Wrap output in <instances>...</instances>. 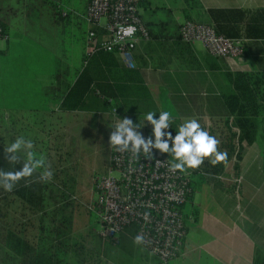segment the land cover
I'll return each mask as SVG.
<instances>
[{
  "label": "crops",
  "instance_id": "0c3cea01",
  "mask_svg": "<svg viewBox=\"0 0 264 264\" xmlns=\"http://www.w3.org/2000/svg\"><path fill=\"white\" fill-rule=\"evenodd\" d=\"M60 1L0 0V11L5 9L1 18L7 24V39L0 41V55L8 54L13 33L27 32L31 22L29 3L34 10L50 5L52 27L60 25L63 18L69 19L66 25L71 26L69 13L58 7ZM82 3L79 19L85 15L88 0ZM139 12L151 40L137 43L134 67L124 66L115 53L87 55L88 24L84 22L80 33L75 22V60L64 62L59 79L73 84L84 70L82 82L89 84V92L81 107L75 108V94L63 101L53 74L50 83L48 77L43 83L48 91H55L47 103L28 104L25 109L15 103L0 108V146L7 147L16 136L24 135L34 141L35 150L47 157L54 171L51 181H42L37 171L7 192L11 233L24 242L28 259L39 255V264H47L51 255L59 261L57 264H64L71 255L75 258V241L69 230L75 226V180L91 175H83L75 155L77 151L82 153L80 148L88 138L108 141L114 122L129 117L142 124L143 114L149 110L172 112L176 117L174 129L188 117L198 118L209 130L221 128L225 120L230 126L233 113L227 98L235 92L230 74L242 73L257 91V136L239 159L232 157L225 164L217 176L218 185L207 183L203 173L192 176V194L184 206V248L169 264H255L256 254L264 257V0H141ZM36 17L40 18V13ZM191 19L211 21L221 34L241 41L244 52L240 60L235 63L216 58L200 43L179 40V27ZM73 33L71 28L72 37ZM47 45L58 46L52 42ZM14 87L12 80L9 97L16 100ZM38 94L45 97L42 91ZM103 100L107 102L102 104ZM151 128L145 121L138 131L150 137ZM5 130L6 140L2 135ZM105 147L109 148L108 143ZM166 157L169 159L168 154ZM108 162L109 157L106 168ZM7 163V171L13 170ZM21 167L22 162L17 163L15 170ZM132 234L127 228L113 241L103 239L96 231L92 246L101 263L158 264L133 243Z\"/></svg>",
  "mask_w": 264,
  "mask_h": 264
},
{
  "label": "built area",
  "instance_id": "2783aa9c",
  "mask_svg": "<svg viewBox=\"0 0 264 264\" xmlns=\"http://www.w3.org/2000/svg\"><path fill=\"white\" fill-rule=\"evenodd\" d=\"M140 3L141 0H88L83 16L88 24L85 53H115L124 66L134 67L133 50L137 43L151 40L140 18ZM130 24L136 28L134 37H116L118 25ZM6 39L0 24V41ZM179 40L200 43L209 55L235 63L244 52L241 41L219 33L208 20L182 23ZM168 160L157 149H153L151 158L134 160L130 153H118L110 146L107 174L96 182L98 198L92 206L99 236L116 240L125 227L132 225L134 236H145V245L140 247L158 264H169L183 251L187 232L184 206L193 184L189 171L170 172ZM145 212L149 214L147 220Z\"/></svg>",
  "mask_w": 264,
  "mask_h": 264
},
{
  "label": "rangeland",
  "instance_id": "374dc122",
  "mask_svg": "<svg viewBox=\"0 0 264 264\" xmlns=\"http://www.w3.org/2000/svg\"><path fill=\"white\" fill-rule=\"evenodd\" d=\"M28 5L31 22L27 32L21 31L23 35H13V33L8 54L4 57L0 55V57H3V61L0 62V108H8L9 105L15 103L16 106L21 107L20 109H25L28 104L47 103L55 91H48L49 88H44L43 83L46 77H48V83H50L56 70L62 71L64 69L63 65L64 62H67V59L75 60V22L77 21L80 33L85 28L86 22L83 17L79 19L83 14L82 0H63L62 3L61 1L58 3L59 8L69 13L71 23L73 22L71 26L66 25L70 20L63 18L59 22L60 25L52 27L48 14L50 5L48 4L39 10L38 8L34 10V7L31 9V3ZM36 13H40V18L36 17ZM4 14L5 9H2L0 17ZM71 28L74 29V37H72ZM51 42L58 44L56 49V46L51 48L50 45H47ZM69 43L72 44L71 48L66 47ZM61 44H63V48H61ZM12 80L15 83L16 100L9 97ZM39 91L44 92V98L38 94ZM27 94L31 96L29 99L24 98ZM40 97L42 99H39ZM2 135L6 140L7 131L5 130ZM94 139L88 138L91 141L90 144L87 140L85 146L80 148L82 153L77 151V155H75V161L79 163L83 175L89 172H91V175L75 180V226L69 228L71 238L75 241V244L73 243L75 258L72 259L73 255H71V258H68V261L66 259L64 264H103L101 263L102 260L98 258L99 256L95 254L92 246L98 225L97 216L93 213L92 206L98 198L96 182L107 174L105 168L107 158L110 156V146L109 148L105 147L108 143L107 139ZM4 148L6 146H0L3 152L0 155V168L6 171L7 158L4 154ZM161 154L167 156V153ZM0 192V195L5 194L3 189ZM8 198L7 196L6 215H2L3 211H0V218H4V221L0 223V238L3 237V242L0 241V264H15V262L19 264V258L15 256V253L9 248L7 240H5L8 232L11 233L8 225V222H10Z\"/></svg>",
  "mask_w": 264,
  "mask_h": 264
},
{
  "label": "clouds",
  "instance_id": "9594fccd",
  "mask_svg": "<svg viewBox=\"0 0 264 264\" xmlns=\"http://www.w3.org/2000/svg\"><path fill=\"white\" fill-rule=\"evenodd\" d=\"M136 28L134 25H118L116 37H134ZM116 42V38L114 41ZM111 50V48H109ZM158 113V116H157ZM176 117L169 110H149L143 114V122H134L129 117H124L112 127L108 138V145L118 153H130L134 160L141 157H153V149L160 153H167V167L172 173H187L189 169H197L208 163L215 166L228 159L226 151L218 148L220 140L212 135L208 127L201 124L195 117L185 118L176 128L172 127ZM145 121L151 126V136L145 138L138 129H141ZM175 130V135L169 128ZM36 145L32 139H26L24 135L16 136L6 148L4 154L13 170L5 171L0 168V189L12 192L16 184L26 178H30L39 171V178L48 182L54 176V171L47 163V157L43 153H37ZM10 154V155H9ZM22 162V167L15 170V165ZM148 213H144V219H148ZM133 243L138 246L145 245V236L137 234L133 237Z\"/></svg>",
  "mask_w": 264,
  "mask_h": 264
},
{
  "label": "trees",
  "instance_id": "16d2710c",
  "mask_svg": "<svg viewBox=\"0 0 264 264\" xmlns=\"http://www.w3.org/2000/svg\"><path fill=\"white\" fill-rule=\"evenodd\" d=\"M0 24L4 29L5 34H7V29H6L7 24L6 22L3 21L1 17H0ZM84 73L85 72L83 70L79 75V78L73 84L64 80L63 82H60L59 79L60 70H56V72L54 73V79L57 82L56 84L57 88L62 90V95L64 96L63 101L68 100V98H70L72 95L75 94V103H76L75 108L81 107V103L84 101L83 97L87 96L89 92V84L84 85L82 82V80L85 79ZM230 76H231L230 80L233 84L235 91L227 98L228 104L231 107L233 113V120L230 126L237 128V131L234 132L231 130L230 126L228 125V120H225L221 128L219 127L216 130H209L212 135H215L217 139L220 140V144L218 145V148L221 151L227 152L228 159L225 162H220L215 166H213L208 163V160L206 158L204 164H202L199 168L189 169L188 171L190 172L192 183H193L192 176L194 174L203 173V175H205V179L207 183H210L213 186L218 185L219 178L217 176H219L223 172L225 164L228 161H230L232 157L239 159L241 157V154L244 152L245 148L251 145L255 141V138L257 136V127L259 124V120H258L259 105L257 104V91L251 88L249 77L247 75H244L242 73H234V74H230ZM106 102L107 100H103L102 104ZM172 127H174V124H172ZM171 131L172 133H175L174 129H172ZM235 141L238 143L237 146ZM0 152H2L1 149ZM169 159H171V157H169ZM7 169H8V163H7ZM192 190H193V184H192ZM4 193L5 194L1 195L2 198L0 199L1 200L0 211H3L2 215H6L5 205L7 199V192ZM190 197L191 195L189 196V199ZM3 221L4 218H0V223H2ZM127 228L131 230V232L133 233L132 235L134 236L135 233L134 226L132 225L127 226L124 228V230ZM2 240L3 237L0 238V241ZM5 240H7V244L9 248L15 253V256L19 258V264H30V263L39 264V255H36L35 258L28 259L27 253L29 252L26 250L24 242L20 240L13 232L12 233L8 232V235L5 237ZM51 256L49 259H47V264L59 263V261L55 260L54 255L52 256L54 258H52ZM254 263L264 264V257L260 256L259 254H256V256L254 257Z\"/></svg>",
  "mask_w": 264,
  "mask_h": 264
}]
</instances>
